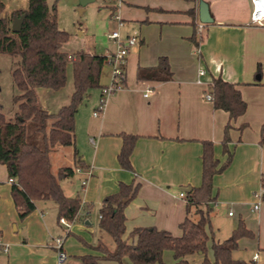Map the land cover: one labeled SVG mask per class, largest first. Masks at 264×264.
Returning <instances> with one entry per match:
<instances>
[{"label": "crops", "instance_id": "0c3cea01", "mask_svg": "<svg viewBox=\"0 0 264 264\" xmlns=\"http://www.w3.org/2000/svg\"><path fill=\"white\" fill-rule=\"evenodd\" d=\"M106 1L107 15L115 21L117 15L122 17L123 25L118 28L121 33L137 36L138 42L131 47L124 65V87L110 95L103 111L94 115L102 87L111 81L112 68L107 63L100 78V96L84 115L77 110L75 146H56L50 152L58 151L65 160L57 173L53 171L55 174L62 167L75 170L73 176L60 179L69 184L67 191L62 187L64 193L79 196L92 205V210L97 205L100 210L104 197L116 192L121 182L135 181L139 190L125 209L124 237L136 227L147 226L180 235L178 225L187 215L186 196L181 192L187 194L185 188L202 183L203 141H212L220 165L228 157L223 138L229 112L215 108L213 101L206 98L209 83L221 77L238 85L247 109L229 130L230 163L213 178L211 226L216 238L212 220L220 219L221 213L227 211L231 232L243 219L255 237L241 238L235 250L239 255L234 257L264 264V201L254 209L264 174V25L251 23V0H203L213 19L208 23L200 20L201 0H123L121 5L116 0ZM201 23L204 25L200 35L197 27ZM161 57L169 62L170 80L138 78L140 68L157 67ZM201 68L206 74L203 83H198ZM148 89L151 92L145 96ZM39 103L52 114L64 105L59 101L47 106L42 96ZM122 133L138 136L130 156L133 170L123 168L118 161ZM75 149L78 158L74 157ZM3 158L0 155V239L9 244L8 264H59V250L65 253L66 260L67 249L71 252L68 238H83L77 222L83 219L89 226L92 210L89 214L81 210L80 219L70 222L61 249L49 244V237H62L57 233L58 225L64 230L57 218L56 203L37 201L36 209L20 219L10 196L12 181ZM77 159L84 161L86 167L81 168ZM83 180L87 184L83 185ZM3 190L8 205L1 200ZM10 221L18 222L15 233L8 230ZM220 223L218 220V228ZM84 240L87 245H83L88 248L80 255L94 253L91 246H108L102 238L97 244ZM207 256L213 260V255L210 257L207 252ZM203 258L202 254L187 257L190 264H203Z\"/></svg>", "mask_w": 264, "mask_h": 264}, {"label": "trees", "instance_id": "16d2710c", "mask_svg": "<svg viewBox=\"0 0 264 264\" xmlns=\"http://www.w3.org/2000/svg\"><path fill=\"white\" fill-rule=\"evenodd\" d=\"M4 8L5 4L0 0V53L17 58L14 82L24 92L26 103L31 108L26 115H17L15 120L7 118L0 111V148L9 178L13 179L12 198L21 219L36 209L37 201L52 200L57 205L58 221L65 218L68 222H75L80 219L81 210L89 214L92 205L79 196H67L64 193L60 179L73 176L75 170L72 167H62L55 174L50 152L56 146H75L78 107L88 97L91 89L102 87L100 78L103 67L107 64V55L91 54L84 50L73 54L64 51L63 45L70 39V33L59 26L56 1L50 6L47 0H29L26 9L14 10L9 17L1 16ZM24 14L21 30L12 31L14 18ZM70 64L74 83L70 102L57 113H49L40 105L36 89H61L66 85ZM260 69L259 66L258 73ZM138 78L170 80L172 71L167 58L161 57L155 68H140ZM211 93L214 107L229 112L230 119L225 126L223 138L224 151L228 157L220 165L214 156L212 141H203L202 183L186 194L187 215L179 225L181 234L174 235L168 230L147 226L134 228L125 238V209L137 195L139 183L121 182L116 192L104 197L99 210V226L111 236L115 247L110 250L103 244L91 246L94 253L81 255V264H100L101 260H115L122 264L124 256H129L134 264H163L166 250L173 252L175 264H190L187 257L194 254L204 255L203 264H255L233 255L241 238L255 237V233L243 219L239 220L231 235L224 241H216L214 238L210 216V202L214 199L213 178L230 163L231 153L227 147L230 141L229 130L232 122L246 112L247 103L238 85L221 77L213 79ZM27 120L34 122L33 129H29ZM121 136L123 143L118 161L123 168L133 170L130 156L138 136L130 133H122ZM77 156L75 149L74 157L78 158ZM77 161L81 168L86 167L84 161ZM261 187V201H264V174L261 177ZM81 241L87 245L84 239L81 238ZM209 241L213 260L207 256Z\"/></svg>", "mask_w": 264, "mask_h": 264}, {"label": "rangeland", "instance_id": "374dc122", "mask_svg": "<svg viewBox=\"0 0 264 264\" xmlns=\"http://www.w3.org/2000/svg\"><path fill=\"white\" fill-rule=\"evenodd\" d=\"M2 1L5 4V8L1 16L4 17H9L12 11L16 7L23 6L24 8H26L28 7L29 4V0H2ZM47 1L50 6L55 1L57 2V15H58L59 26L62 30H65L70 33V39L63 45V49L66 52L73 54L79 50H84L90 53L105 54L110 49H113L114 51L117 50V44L112 38H110L109 35L113 30H118L119 28L118 19L116 18L117 21H115L112 17L107 15V10L109 8L107 7L108 3L106 0H94L92 2H89L83 7L79 5V0H47ZM116 2H118V0H116ZM80 8L83 9L82 12H80ZM120 18L122 19L121 16ZM119 31L121 33L122 29L120 28ZM121 36L123 39L127 37L124 36L122 33ZM106 66L109 65L107 64ZM16 70H17V58L9 54L0 53V111L3 112L7 118H11L14 120L17 117V115L19 114L26 115L27 112L31 111L30 105L26 103V100L24 98V92L19 90V88L15 85L14 80L16 77V73H15ZM67 72H68V77H67L66 85L63 86L61 89L53 90L49 88H44L47 89V91L43 92V90L37 88L36 95L39 98V101H40V97L42 96L43 102L47 106L48 104H53L59 101L64 103V105L70 102L71 94L74 89L71 64L68 65ZM207 91L209 92V90ZM98 92H99V88H93L90 90L89 92L90 94L88 98H85L82 101V103L79 105L78 113L82 111L83 112L82 115H84V113L88 112V110L94 105L95 101L98 99V95H99ZM101 94H102V90L100 92V95ZM98 104H100V99ZM26 123L28 124L30 130L33 129L34 126L33 121L27 120ZM263 137H264V131H263ZM1 151L2 150L0 148V154ZM50 156L53 165V171L57 173L58 167L61 164H64L65 160L63 159L62 156H60L58 151L51 153ZM60 182L62 184V187L67 191L69 184H67L66 180L62 179ZM10 196H11V192H10ZM1 200L4 205H8L9 199L5 194L4 190L3 192H1ZM98 215H99V206L97 205L93 208L91 212V217H90L91 224L89 226L84 223L85 221L83 219H80V222H77L79 228L81 229L79 233L83 236L84 239H87L93 244H97L99 240L102 238V240L106 241L109 246L108 247L106 245V247L110 250H113L115 243L108 233L100 230ZM219 218L220 219L214 218L212 220V223L216 229L215 240H220L221 242L227 239L231 235V231H230V222H229L230 219L227 217V211L221 213V216ZM218 220L221 221L220 228H218L217 226ZM17 224L18 222L16 221L8 222L7 227L9 232L15 233L16 231H14V228L15 225ZM61 226H63L64 230L58 225L57 233L61 234L62 237H58V238H62V242H63L64 238L66 237V232L68 231V227L65 224ZM180 232L181 229L178 225V233ZM130 233L131 231L127 233V237L129 236ZM81 238H82L81 236L79 237L70 236L68 238L67 242L70 245L71 252L68 250L69 248L67 249V245H66L65 248L68 251L67 259L64 260L62 264H81L80 254L85 252L83 251L84 249L86 250V248H88L87 246L83 245ZM2 241L5 242L3 239ZM47 242L49 244H53L56 247H58V243L56 239H52L51 237H49L47 239ZM209 243H211V241ZM103 245L105 244L103 243ZM58 252H60V250ZM208 255L210 257L213 255L211 244L209 245ZM237 255H239L238 251H234V256ZM7 260H8V254L5 253L2 249H0V264H8ZM100 264H120V263L115 260H101ZM122 264H134V263L132 262L129 256H124L122 259ZM163 264H175V259L171 251H166L164 253ZM193 264H197V263H193Z\"/></svg>", "mask_w": 264, "mask_h": 264}, {"label": "built area", "instance_id": "2783aa9c", "mask_svg": "<svg viewBox=\"0 0 264 264\" xmlns=\"http://www.w3.org/2000/svg\"><path fill=\"white\" fill-rule=\"evenodd\" d=\"M121 2L122 0H118L117 4L121 5ZM251 3H252V10H251V15H250L251 23L263 26L264 25V0H251ZM116 18L118 19L119 27H121L123 25V22L120 16L117 15ZM203 25L204 24L201 23L197 27V32L200 35L203 30ZM109 36L117 44V50L112 51L107 54V63L111 65L112 67V76H111V81L107 85L102 87L100 104L98 106V109L94 112L95 116L99 115L103 111L108 97L124 87V81L126 79V72L124 69V65L126 64L127 57L130 53L131 47L134 46L138 42V37L135 35L128 36L125 39H123L119 29L112 31ZM70 57L72 56L70 55ZM205 74H206V70L201 68L199 70V78L197 80L198 83H203L202 77ZM211 87H212V81L209 83L210 90L208 93H206V98L208 100L213 99L212 93H211ZM150 92H151V89H148L144 95L148 96ZM9 180L13 181V179H9ZM82 184L83 185L87 184V180H83ZM262 193H263V190H261L258 194L259 199H258V202L254 205V209H258L260 206ZM181 195L186 196V193L181 192ZM230 214H232V212H230ZM60 222L65 224L67 227L70 226V222H68L65 218H61ZM56 240L58 243V249H61L62 238H58ZM0 249H2L5 253H7L9 250V244L6 242H3L0 239ZM65 258H66L65 253L60 251L59 256H58L59 264H62Z\"/></svg>", "mask_w": 264, "mask_h": 264}, {"label": "water", "instance_id": "95a60500", "mask_svg": "<svg viewBox=\"0 0 264 264\" xmlns=\"http://www.w3.org/2000/svg\"><path fill=\"white\" fill-rule=\"evenodd\" d=\"M91 1H93V0H79V3L83 7ZM199 15H200V20L204 23L212 22V20H213L211 15H210V12H209L208 3L203 1V0H201L200 4H199ZM24 18H25V14L20 16V17L14 18V22H13L12 27H11L12 31L18 32L21 30ZM258 78H260V76H258ZM185 190L187 192H190L191 187L185 188Z\"/></svg>", "mask_w": 264, "mask_h": 264}]
</instances>
